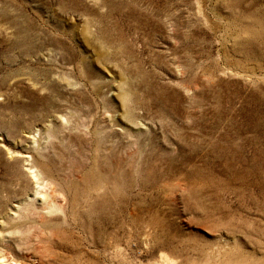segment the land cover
Wrapping results in <instances>:
<instances>
[{
	"label": "rangeland",
	"instance_id": "1",
	"mask_svg": "<svg viewBox=\"0 0 264 264\" xmlns=\"http://www.w3.org/2000/svg\"><path fill=\"white\" fill-rule=\"evenodd\" d=\"M167 260L264 264V0H0V264Z\"/></svg>",
	"mask_w": 264,
	"mask_h": 264
},
{
	"label": "bare ground",
	"instance_id": "2",
	"mask_svg": "<svg viewBox=\"0 0 264 264\" xmlns=\"http://www.w3.org/2000/svg\"><path fill=\"white\" fill-rule=\"evenodd\" d=\"M162 257H163V256H162ZM163 260H164V259H163ZM169 260H171V259L169 258ZM169 260H167L166 263H167V264H173L174 261L172 260V261H173V262H172V261H169ZM165 261H166V259H165ZM163 263H164V261H163ZM174 264H175V262H174Z\"/></svg>",
	"mask_w": 264,
	"mask_h": 264
}]
</instances>
